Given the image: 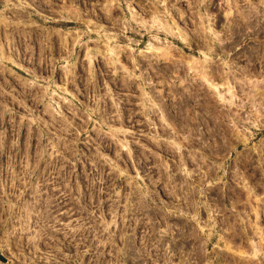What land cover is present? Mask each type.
<instances>
[{"label":"rangeland","instance_id":"obj_1","mask_svg":"<svg viewBox=\"0 0 264 264\" xmlns=\"http://www.w3.org/2000/svg\"><path fill=\"white\" fill-rule=\"evenodd\" d=\"M0 256L264 264V0H0Z\"/></svg>","mask_w":264,"mask_h":264},{"label":"bare ground","instance_id":"obj_2","mask_svg":"<svg viewBox=\"0 0 264 264\" xmlns=\"http://www.w3.org/2000/svg\"><path fill=\"white\" fill-rule=\"evenodd\" d=\"M155 18H157L158 19V17L156 16ZM245 18V17H244ZM207 30L209 31V32H212V33H214V31H213V29L209 26L208 28H207ZM209 48V47H208ZM207 48V49H208ZM199 63V62H198ZM199 64H201V62L199 63ZM202 65V64H201ZM191 67H193V66H190V68ZM200 71V70H199ZM213 74V73H212ZM206 78V77H205ZM198 79V78H197ZM203 80V79H202ZM206 80H209L208 78L206 79ZM212 80V79H211ZM207 82V81H206ZM205 82V83H206ZM208 84L210 85V86H213L212 88H214V89H216V90H218V87L215 85V84H212L210 81H208ZM206 89V88H205ZM220 92V91H219ZM222 95V94H221ZM223 96V95H222ZM204 97V96H203ZM224 97V96H223ZM207 98V97H206ZM224 99H225V97H224ZM214 100V99H213ZM209 101V100H208ZM207 101V102H208ZM257 215H258V212H257ZM234 233V232H233ZM235 236V235H234ZM0 259H3L1 256H0Z\"/></svg>","mask_w":264,"mask_h":264},{"label":"flooded vegetation","instance_id":"obj_3","mask_svg":"<svg viewBox=\"0 0 264 264\" xmlns=\"http://www.w3.org/2000/svg\"><path fill=\"white\" fill-rule=\"evenodd\" d=\"M248 57H250V55H247ZM247 69H250V66H247ZM223 218H227V216L223 217Z\"/></svg>","mask_w":264,"mask_h":264}]
</instances>
